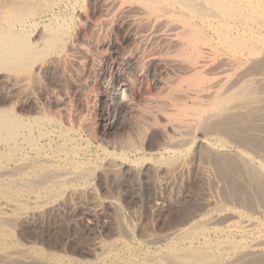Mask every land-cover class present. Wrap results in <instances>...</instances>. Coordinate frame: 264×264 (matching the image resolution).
<instances>
[{
    "label": "bare ground",
    "instance_id": "bare-ground-1",
    "mask_svg": "<svg viewBox=\"0 0 264 264\" xmlns=\"http://www.w3.org/2000/svg\"><path fill=\"white\" fill-rule=\"evenodd\" d=\"M127 175L178 208L160 234L95 195ZM90 194L92 259L23 244ZM0 264H264V0H0Z\"/></svg>",
    "mask_w": 264,
    "mask_h": 264
},
{
    "label": "rangeland",
    "instance_id": "rangeland-1",
    "mask_svg": "<svg viewBox=\"0 0 264 264\" xmlns=\"http://www.w3.org/2000/svg\"><path fill=\"white\" fill-rule=\"evenodd\" d=\"M99 5L100 4H98L95 7V11L92 14H91V12H89L91 14V18L97 19V18L101 17L100 15L102 14V11H101L102 9H101V5L100 6ZM85 9H86V6H85ZM73 11H75V10H69V11H66V13H63L61 10L60 11L56 10L57 14H59L61 16H63V15L67 16V18L70 17V15H72L73 19L75 18V20H76V21L74 20L75 23L82 21L83 19L79 16V13L77 11H75V13H74ZM65 14H67V15H65ZM75 31H76V29L74 30V33L76 34ZM113 32H114V34H113ZM124 32L125 31L123 29L116 28L115 30L112 31V33H111L112 35H110L111 37L109 36V41L111 42V44H113V46H115V48H117L118 53L121 52L123 50V48L128 44L127 43V37L125 35L126 33H124ZM61 83H63V81ZM67 92L69 93L71 91L68 90ZM98 119L100 120V117H98ZM107 135L104 136V134L94 133L93 138L88 140V142L90 144L89 145L87 144V145L90 147H89V152L87 154V157H85L87 160H93L94 161V160H96V158H99V156H101L100 155V147H99L101 145V141H104L103 144L107 150H109L111 152L116 151V149L114 148V146L112 144V141L116 138V132H113V133L107 134ZM86 138L87 137L85 136V139ZM96 138H98V139H96ZM98 140H100V142ZM88 142H86V143H88ZM86 143H85V145H86ZM97 148L99 150H97ZM88 158H90V159H88ZM128 177L133 178V176L127 175L124 178H122V177L119 178L120 181H119V179H117L115 181L109 180L107 182L104 181V183L102 182L101 186H99L98 188L96 187L98 190L96 189L97 194H95V195L103 201H107V200L110 201V200H112V197H114L115 199L117 198L120 201V204H121L123 211H124L121 221H123V222H126V220L128 221L129 220V219H127L128 214L135 211V212H138L140 215L142 214V215L146 216L147 221L145 223V226H146V228L148 227V229L150 231H153L151 233H159L160 234L161 232H163L164 230H166L168 228L169 223L172 222V219L176 218V212H177L178 208L177 207H174V209L170 208L169 210L160 213V215L158 214L159 216L157 214H153L152 208H150V207H153V200H154V196H155V190H154L152 183L146 181V182H142V184L139 185L138 182H136V180L134 178L131 179ZM129 179L131 180L130 182H128ZM132 180H134V181H132ZM110 181H112V182H110ZM121 183H123V184H121ZM109 184L112 185L113 187L110 186ZM136 186H138V187H136ZM120 189H121V191H120ZM108 194H110L111 196ZM85 196H87L85 198L87 201L84 199V196H82L83 199L81 197V199L79 201H77V205H76L77 207L76 208L78 210L76 209L75 214L73 213L74 215L69 210H66L64 212L62 211V212H60L61 214L59 213V214L55 215V217H54V215H52L49 219H47L45 221L44 224H42V226L39 225L38 228L35 226V227H31L29 229H26L25 233H26L27 238L25 237L26 240H24L25 242H23V244H25V245L28 244L26 246L37 245L38 247L45 249L46 252L51 253V254H54V253L57 255L62 254L61 256H63V255L64 256H72V257H76L79 259H87V258L92 259L87 254L88 246L91 244L90 242L94 241L95 239H99V238L102 241H106V239L109 240L108 237H110V234H111V231H110L111 227L109 225L108 217L107 216H106V218L101 217L99 215V212L96 211L91 206L92 205L91 204L92 195L90 194V196L89 195H85ZM106 198H107V200H106ZM91 207L94 210L91 209ZM61 215H62V217H61ZM126 216H127V218H126ZM105 219H107L108 221ZM57 222H59V223H57ZM47 223L49 224V226L51 225L50 228L47 225ZM62 223H64V224H62ZM150 224H152V225H150ZM151 228H152V230H151ZM30 229H31V231H30ZM37 229H39V230H37ZM159 229H161V230H159ZM36 236H37V238H36ZM136 237H134L133 240H130L129 244L132 247L134 246L133 248H135V250L137 249L140 252H143V250L147 249L148 245L141 246L142 243H140V238H139L140 236L136 235ZM35 240L37 241V243L35 242ZM138 241H139V243H137ZM33 242H35V244H32ZM41 242H43V243H41ZM143 245H145V244H143ZM41 246H43V247H41ZM52 246L55 248H53ZM152 247L156 248V246H152ZM49 248H51V249L49 250ZM58 250H59V252H58ZM83 250H86V251L83 252ZM64 252H66V254Z\"/></svg>",
    "mask_w": 264,
    "mask_h": 264
}]
</instances>
